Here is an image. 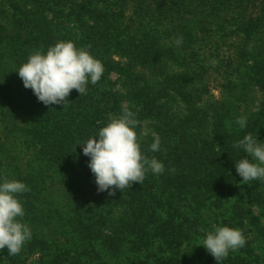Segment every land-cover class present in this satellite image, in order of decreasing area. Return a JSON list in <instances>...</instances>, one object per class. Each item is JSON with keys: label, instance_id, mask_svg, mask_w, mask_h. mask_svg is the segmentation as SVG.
Listing matches in <instances>:
<instances>
[{"label": "trees", "instance_id": "obj_1", "mask_svg": "<svg viewBox=\"0 0 264 264\" xmlns=\"http://www.w3.org/2000/svg\"><path fill=\"white\" fill-rule=\"evenodd\" d=\"M10 1L19 16L12 25V35L6 32L9 26L0 23V133L8 145L0 149V172L4 169L10 174L3 177L0 173V183L12 179V173L13 180L30 188L18 199L25 211L23 222L32 236L18 255L9 256L7 248L0 251V264H107L96 247L119 258L131 241L139 249H147L125 264H148L149 249L155 243L158 248L153 251L164 254L158 264H191L188 247L204 235L198 229L212 231L213 224H220L222 210L227 215L223 222L244 233L246 244L241 250L247 259H253L248 264H264L249 240L253 228L264 231L254 213L258 206L264 212V182L239 187L235 163L247 157L242 149L233 147L246 134L264 143V107L260 105L259 111L247 118L246 127L240 128L230 107L198 105V89H188L192 71L180 62L181 52L203 32H209L211 39L236 35L242 43L238 57L250 65L245 64V73L237 71L240 85L233 86L244 88L246 93H254L257 84L264 89V0H132L141 7L139 20L149 17L155 24L151 29L123 25V7L110 0H79L75 4L68 3L70 0ZM70 23L76 24V32L69 28ZM157 23L166 28L163 33L155 31ZM228 28L232 30L226 33ZM135 30L138 35H134ZM158 34H165L169 44L163 52L158 47L162 40ZM178 37L183 40L180 45ZM59 41H71L88 50L101 61L104 73L97 84L88 83L85 95L73 90L64 105L45 106L24 87L16 71L31 53L42 49L46 54ZM113 55L126 62L115 61ZM164 57H172L177 65L187 68L167 76L166 87L153 93L143 84L145 75L138 70H155L157 60ZM112 75L122 82L123 94L115 89ZM164 98L181 102L186 112L181 119L164 113L158 103ZM250 100L254 104L255 96ZM123 101L138 108L140 124L155 120L160 151H149L154 137L139 142L143 154L163 163L164 172L154 175L148 171L142 185L134 183L123 192L116 190L114 196L98 192L100 202L95 209L90 208L82 189L96 183L88 167L90 158L83 155L81 145L97 136L110 117L121 111ZM22 152L27 160L20 164ZM173 168L175 172L170 171ZM54 181L56 184L50 186ZM208 208L217 210L214 216L209 215L210 221L204 218ZM113 213L118 216L114 218ZM51 222L61 232L76 234L84 250L65 251L58 242L50 241L45 228ZM262 238L264 245V232ZM34 256L37 259L30 263ZM244 262L229 253L222 264Z\"/></svg>", "mask_w": 264, "mask_h": 264}, {"label": "clouds", "instance_id": "obj_2", "mask_svg": "<svg viewBox=\"0 0 264 264\" xmlns=\"http://www.w3.org/2000/svg\"><path fill=\"white\" fill-rule=\"evenodd\" d=\"M182 42V37H178L177 45ZM16 72L24 87L31 89L39 102L45 106L64 105L73 90L81 96L86 94L89 82L97 84L104 73V66L88 50L77 48L71 41H59L50 46L46 54L42 49L31 53ZM235 122L240 128L246 127L244 118H237ZM139 124L136 114L124 108L119 118H110L107 125L99 129L97 136L81 145L83 155L90 158L88 167L95 176L98 192L108 191L109 196H114L116 190L123 192L134 183L142 185L148 171L154 175L164 172L163 163L142 153L135 131ZM160 144L159 137L154 134L149 151H160ZM233 147L242 149L247 157L235 163L242 183L253 180L264 182V143L246 134ZM170 171L175 172V169ZM29 191L30 188L18 180L4 179L0 183V251L7 248L9 256L18 255L32 236L28 224L22 222L25 211L18 199ZM213 228L206 233L201 246L217 264H222L230 251L245 246L246 239L240 229L228 226ZM198 231L205 230L199 228Z\"/></svg>", "mask_w": 264, "mask_h": 264}, {"label": "rangeland", "instance_id": "obj_3", "mask_svg": "<svg viewBox=\"0 0 264 264\" xmlns=\"http://www.w3.org/2000/svg\"><path fill=\"white\" fill-rule=\"evenodd\" d=\"M21 0H14L15 2H19ZM25 2V0H24ZM79 0H70L68 3H78ZM112 4L118 3V5L123 7V14H122V21L124 22L123 25L130 24L133 26H148V29L154 28L155 24L152 22V20L147 17L144 18L143 21L141 19L139 20V13L141 14L140 10L141 7L137 4V1L132 0H110ZM21 4V3H20ZM22 5V4H21ZM27 5V4H26ZM117 5L113 6V8L116 10L119 9ZM68 11V10H67ZM16 14V15H15ZM143 14V13H142ZM17 12L15 13L12 9V4L10 0H0V23L3 25H8V30L6 31L8 34L12 35L10 33L13 31V23L17 19ZM158 29H155V31H158L159 33H163L166 28H160L161 25L158 26V23L156 25ZM69 28L73 29V32H76V24L70 23ZM195 30L199 29V26L195 25ZM141 29V28H140ZM232 29L228 28L227 32L231 31ZM137 31H134V35H138L136 33ZM209 32H203L202 35H199L197 38L198 40L196 42L188 43V45L185 47V51L182 53V60L180 61L188 66L190 73L189 79L191 80V83L188 84V89L190 87H194L195 89H198L201 102L198 103V105H207V104H217V105H225L231 108V112L233 114L234 120L236 121L237 118H244L247 120V118L255 113H257L258 107L260 105H263L262 102L264 101V89H261L260 84H257V86H254V93H246L244 88L241 87H235L233 85H240L239 80H237V75L240 71L242 73H245L246 68L244 66L250 65L249 62L245 63L244 61L240 60L238 57V48L240 49L242 47V43L240 40L236 37V35H231L227 39H219V37L216 35L214 39L209 38ZM161 36L162 40L159 43L158 47L161 48V51H165L168 47V43L164 40L165 34H158ZM112 58L115 61H120L121 63H125V59L120 58L117 55H113ZM157 67L156 69H139L138 71H141L145 75V80L143 84L145 87L151 91V92H159L162 91L163 88L166 86L164 85L165 79L167 76H171L176 73H181L183 68H187L185 66H179L175 62V60L170 57H164L160 60H157ZM179 61V60H178ZM229 63H233L229 65ZM230 66V67H229ZM192 69V70H191ZM236 72L231 73V71L235 70ZM255 77H259L256 73L254 74ZM111 80L114 83L115 89H119L120 93H124V88L121 86L122 82L118 80L116 75L111 76ZM259 80V78H258ZM260 81V80H259ZM172 82V80H171ZM261 83V81H260ZM142 84V82H141ZM232 85V86H231ZM255 96V102L254 104L251 103V96ZM159 105H163V111L166 115H168L172 119H181V117L186 113L184 110V106L181 104L179 100H173V98L169 99H162L158 101ZM127 108L134 112L136 114V111L138 108L134 106V104H131L129 101H123L121 103V111L114 115L112 117L119 118L123 114V109ZM264 110V108H263ZM263 114V120H264V113ZM15 116V115H14ZM22 117V116H21ZM17 119H20L19 116H16ZM16 119L17 122H19ZM23 119V117H22ZM233 120V121H234ZM110 121V120H109ZM155 125L156 122L153 119L144 120L138 127L135 128V131L138 134L139 140H143L148 137H154L155 134ZM238 125V124H237ZM138 129V130H137ZM3 136L0 133V149H6L8 147L7 143L4 142ZM23 153V152H22ZM27 154L23 153V155L19 159V163L23 164L25 163ZM18 162H16L14 165H17ZM24 168V167H23ZM16 169H20L19 167H16ZM16 174L18 171H14ZM3 177L7 174L10 176L6 170L1 169V172ZM12 179H14L13 174ZM260 180H253L248 182L247 184L242 183V178L239 176V187H245V186H251L250 184L253 183L254 185L259 184L258 182ZM56 184V181H54L50 186H53ZM82 191L85 192V198L86 203L88 207L90 208H96V205L100 202V197L97 190V185L94 184L93 187H85L82 189ZM54 199V198H53ZM58 199V198H55ZM51 202V201H49ZM54 210V208L52 207ZM228 209V208H227ZM216 211H213V208H208L204 212V218L205 220L210 221L209 215L214 216L216 214ZM115 212H117L115 210ZM254 213L258 217L259 225L264 228V212L261 210V208L255 207ZM218 224L215 223L213 226H227V215L224 210L220 212ZM62 217H65L64 214L61 215ZM117 213H113V217H117ZM22 222H23V218ZM225 220V222H223ZM214 221V220H212ZM231 228H233L232 225H230ZM238 229V228H237ZM253 232L251 233L250 241L253 242V247L255 249L256 255L260 256V260H264V245L262 242V233L264 232L260 228H253ZM214 230V229H213ZM208 230H206L203 236H199L196 239H194L189 247H188V255L190 258L191 264H200L203 262H207L208 260L211 261L214 259L205 248H203L202 241L206 236V233ZM45 233L48 235V239L50 241H56L58 242L59 248L63 249L65 251L70 252H76L79 250H84V244L77 239L76 234H72L71 232H61L60 227L56 225V223L53 225V222L49 223L47 227L45 228ZM244 235V233H243ZM154 244V243H153ZM86 245V244H85ZM86 247V246H85ZM88 248V247H87ZM158 248V244L155 243L150 249V255L148 259V264H158L160 259H164V254L162 251H153V249ZM96 249L101 254L102 258L107 264H125L129 261H133L135 255L138 253H141L143 250L147 249L146 247H142L139 249L138 246H135L134 243L128 242L125 245V254L122 257L116 258L111 256L109 253L104 251L103 248L96 247ZM148 252V253H149ZM233 257H237L241 261H245L244 264H248L249 261H253L252 258H246L245 254L243 253V250L241 248L230 251L229 252ZM37 259V256H34L29 259L30 263L35 262ZM256 260V259H254Z\"/></svg>", "mask_w": 264, "mask_h": 264}]
</instances>
